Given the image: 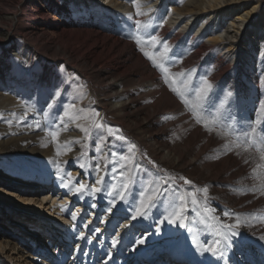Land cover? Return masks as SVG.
I'll use <instances>...</instances> for the list:
<instances>
[{"label":"rangeland","instance_id":"1","mask_svg":"<svg viewBox=\"0 0 264 264\" xmlns=\"http://www.w3.org/2000/svg\"><path fill=\"white\" fill-rule=\"evenodd\" d=\"M115 1L122 2L125 8L134 0ZM137 1L144 4L143 0ZM175 1L186 4L190 0ZM23 3L24 0H21V6ZM97 3L105 7L108 14H113L114 10L106 4L107 0H97ZM150 7L148 5L146 9ZM163 12L164 18L167 17V9ZM261 16H264V0H261L247 29L242 27L240 35L232 27L228 28L231 37L236 34L242 41H247L248 29ZM172 18L184 21L182 26L197 25L190 15L172 14ZM228 21L230 25V19ZM160 22L164 23L163 16ZM166 24L169 26L168 22ZM18 26L17 23L15 27ZM105 28L107 24L104 23L97 30L108 35L106 30H102ZM212 29L208 25L198 41L199 45L210 47L209 39L215 37L221 40L225 37L220 27L213 30L216 32L214 36L210 35ZM110 36L116 39L132 38L137 46L143 43L142 46H145V40H139L134 32ZM18 37V32H13L4 43H0V49L13 46ZM189 38H192L191 34ZM47 44L50 45L47 41H39L38 46ZM68 53L87 58L92 56L93 51L73 46ZM142 53L146 56L147 64L151 65L132 64L124 70V82L118 83L101 76L109 69L122 71L115 59H111L112 54L97 53L100 59L93 69L63 65V57L50 59L44 56V64L58 67V88L52 92V96H58L52 101L55 104L60 96L64 99H59L61 103L55 110L43 91L34 100V95L29 94L17 97L15 103L20 106L19 110H13V106L0 111V157L5 160L2 164L8 171L7 177L0 179L8 184L20 185L11 177L16 175L17 170L25 171L22 163L27 162L29 152L34 149L47 150L53 153V162L48 158L50 154H45L47 163H54L56 168L66 165L68 173L79 169L78 180L90 186L102 187L100 183L93 184L98 169L103 172V183L107 185L118 177L128 180L132 203L140 208L148 201L152 202L154 214L160 221L170 218L177 195L188 214L186 229L199 258L210 253L205 250L215 244L218 247L215 248L216 252L222 248V253H217L221 263L264 264L263 73L250 83L241 75L240 65L237 68L230 66L225 74L229 81L223 83L218 77L217 82L213 83L209 79L213 70L201 64L199 56L192 57L193 60L186 63L184 59L190 55L189 52L174 51L166 59L157 58L145 48ZM232 53L236 58H241V53ZM207 56L225 58L219 48L208 50L200 57L204 59ZM235 63L228 61V65ZM142 68L145 71L148 69L150 74L159 75L156 86L140 78ZM27 70L25 76L33 78ZM18 72H15V76L20 79ZM96 74L100 77L95 78ZM205 81L211 85L210 88ZM119 97L124 98H120L124 104L122 112L119 111L121 103L114 102ZM70 98L76 103L72 104ZM78 104L82 107L71 112L70 105L75 108ZM156 110L158 112L155 113ZM82 128L88 132L84 135L76 133ZM71 143L77 144L82 166L62 160L65 150L73 147ZM164 144L169 149L180 150L183 158L177 161L174 156L166 159ZM13 155L16 156L15 161L19 162L10 161L8 157ZM116 161L119 165L114 167ZM185 180L190 183H185ZM119 185L122 186V183ZM9 199L4 204L14 205V209L19 211L20 208L28 210L16 198ZM21 222L23 225L19 224ZM25 224L15 213L0 211V236L8 241H16L12 244L21 246L26 239L31 242L33 237L28 234L31 229L24 227ZM15 236L20 237L21 241ZM180 251L175 249L170 253L183 262L188 257L191 264L199 260L194 255L196 259H192L187 253H184L186 256H183V260ZM11 259L14 264H22V258L16 256Z\"/></svg>","mask_w":264,"mask_h":264},{"label":"bare ground","instance_id":"2","mask_svg":"<svg viewBox=\"0 0 264 264\" xmlns=\"http://www.w3.org/2000/svg\"><path fill=\"white\" fill-rule=\"evenodd\" d=\"M143 1L144 4L134 0L124 8L122 2L107 0L106 4L114 10H111L113 14H108L97 0H24L22 6L21 0H0V43H4L15 31L19 36L13 46L0 49V111L13 106V110H19L20 106L15 103L17 97L29 94L34 95V100L43 91L51 108L58 109V103H61L59 99H64L60 96L53 103V99L58 96H52L53 89L58 88V67L44 64V56L50 59L63 57V65L93 69V65L100 59L98 54H112L111 59H115L122 71L109 69L101 76L116 82H124V70L132 64L140 63L146 67L151 65L145 60L143 48L159 59L168 58L174 51L189 52L190 55L184 57L186 63L192 61V57L199 56L201 64L213 70L209 76L213 83L217 82L218 77L227 83L229 77L225 76L226 72L230 66L237 68L238 65L241 66V75L250 83L260 73L264 77V16L248 29L247 41H242L236 34L231 37L228 29L232 27L237 35H240L242 27L246 30L261 0H223V4L222 0H190L186 4L175 0ZM148 5L151 7L147 10ZM164 9L168 13L165 18ZM172 14L190 15L197 25L182 26L184 21L174 20ZM162 16L164 23L160 22ZM23 19L25 22H22ZM17 23L19 26L15 27ZM104 23L107 28L102 30H106L108 35L97 30ZM208 25L214 28L210 35L214 36L216 32L213 30L216 27L222 28L225 34L221 40L211 36L210 47L199 45L198 42ZM128 32H134L139 40H145V46H142L144 43L137 46L132 38L116 39L110 36ZM190 34L192 38H189ZM39 41H47L50 45L38 46ZM73 46L92 49L93 54L87 58L71 55L68 49ZM217 48L225 58H201L208 50L214 51ZM231 52L241 53V58H236ZM228 61L236 63L228 65ZM27 69L33 78L25 76ZM17 71L21 74L20 79L15 76ZM147 71L142 68L140 78L156 86L159 75ZM98 77L100 75L96 74L95 78ZM120 98L123 97L114 102L121 103L119 111L122 112L124 104ZM70 101L76 103L73 98ZM80 107L81 104L75 108L70 105V111H77ZM86 132L88 130L82 128L76 133L84 135ZM70 146L73 147L65 150L62 160L64 163L75 162L82 166L77 144L71 143ZM163 149L168 160L173 156L176 161L183 158L180 150L169 149L165 144ZM47 153L53 162L52 152L43 149L29 152L31 157L27 158V162L22 161L25 171L17 170L16 175L11 177L12 181L20 185L8 184L0 179V211L15 213L18 219L27 224L24 227L29 226L31 232L27 233L33 237L29 239L31 242L26 239L19 246L12 244L16 241H8L0 236V264H14V258L11 257L16 256L22 258V264H191L188 257H185L186 262L176 259L170 253L175 249L181 250L182 259L186 256L184 253L192 259L198 258L194 264H226L219 261L217 253L221 254L222 248L216 252L215 248L218 247L215 244H211L212 251L205 253V257L199 258L194 252V245L186 229L189 217L177 195L170 218L163 222L154 214L152 202L148 201L145 207L140 208L132 203L129 189L125 187L128 186V180L118 177L107 185L103 183V172L98 169L93 184L100 181L102 187L90 186L78 180L79 169L68 173L66 165L56 168L54 163H47L48 159L44 158ZM15 157L13 155L8 158H11L12 163L19 162L15 161ZM4 161L0 157V178H6L8 174L2 164ZM113 165L117 167L119 163L116 161ZM80 185L85 187L77 191ZM9 198H16L29 211L22 208L19 211L14 209V205L4 204ZM181 219L184 221L183 226ZM19 224L23 225L22 222ZM15 237L21 241L20 237ZM113 241L117 243L113 245Z\"/></svg>","mask_w":264,"mask_h":264},{"label":"snow or ice","instance_id":"3","mask_svg":"<svg viewBox=\"0 0 264 264\" xmlns=\"http://www.w3.org/2000/svg\"><path fill=\"white\" fill-rule=\"evenodd\" d=\"M146 55H147V53H146ZM205 85L207 86V87H211V85H209L208 83H207V81H205ZM97 127L99 128L100 126L99 125H97ZM111 129H109V132L111 133ZM117 139H122V137H117ZM97 183H100V181H97ZM185 183H190V181H187V180H185ZM84 185H80V188L79 189H77V191H82L83 189H84ZM125 187H127L126 185H125ZM97 191H99V189H97ZM205 211H210L209 209H205ZM75 218V217H74ZM180 223H181V225L183 226V223H184V221H183V219H181L180 220ZM117 242L116 241H113V245H115ZM140 243H143V241H140ZM205 251H212V249H206ZM214 254H215V252H214Z\"/></svg>","mask_w":264,"mask_h":264}]
</instances>
